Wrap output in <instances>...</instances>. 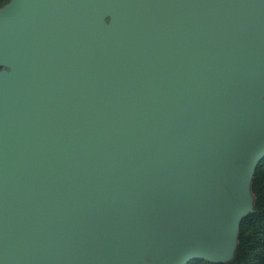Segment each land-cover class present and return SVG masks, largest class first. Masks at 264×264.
Masks as SVG:
<instances>
[{
  "label": "water",
  "instance_id": "1",
  "mask_svg": "<svg viewBox=\"0 0 264 264\" xmlns=\"http://www.w3.org/2000/svg\"><path fill=\"white\" fill-rule=\"evenodd\" d=\"M0 67V264L233 259L264 0H10Z\"/></svg>",
  "mask_w": 264,
  "mask_h": 264
},
{
  "label": "trees",
  "instance_id": "2",
  "mask_svg": "<svg viewBox=\"0 0 264 264\" xmlns=\"http://www.w3.org/2000/svg\"><path fill=\"white\" fill-rule=\"evenodd\" d=\"M250 190L254 196L253 210L239 224L233 259L227 263L196 259L187 264H264V157L254 170Z\"/></svg>",
  "mask_w": 264,
  "mask_h": 264
},
{
  "label": "rangeland",
  "instance_id": "3",
  "mask_svg": "<svg viewBox=\"0 0 264 264\" xmlns=\"http://www.w3.org/2000/svg\"><path fill=\"white\" fill-rule=\"evenodd\" d=\"M9 1H10V0H7V1L0 0V9H1L2 7H4ZM1 69H5V68H4V67H0V70H1ZM247 198H248V207L245 208V209L242 211L241 216L246 215V214L249 212V210H250V208H251V206H252V204H253V196L251 195L250 191L247 192ZM244 217H245V216H244ZM244 217H243V218H244ZM243 218H242V219H243Z\"/></svg>",
  "mask_w": 264,
  "mask_h": 264
}]
</instances>
